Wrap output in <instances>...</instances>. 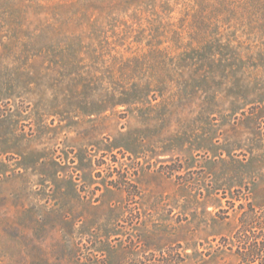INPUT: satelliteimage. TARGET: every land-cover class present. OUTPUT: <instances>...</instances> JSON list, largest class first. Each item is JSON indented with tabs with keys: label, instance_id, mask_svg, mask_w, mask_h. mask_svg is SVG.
I'll list each match as a JSON object with an SVG mask.
<instances>
[{
	"label": "rangeland",
	"instance_id": "rangeland-1",
	"mask_svg": "<svg viewBox=\"0 0 264 264\" xmlns=\"http://www.w3.org/2000/svg\"><path fill=\"white\" fill-rule=\"evenodd\" d=\"M249 208L264 0H0V264H238Z\"/></svg>",
	"mask_w": 264,
	"mask_h": 264
},
{
	"label": "trees",
	"instance_id": "trees-1",
	"mask_svg": "<svg viewBox=\"0 0 264 264\" xmlns=\"http://www.w3.org/2000/svg\"><path fill=\"white\" fill-rule=\"evenodd\" d=\"M195 3L202 0H190ZM264 215L259 221L258 212L249 208L244 210L239 219V226L232 236L235 241V253L238 264H264ZM257 228V231L255 230Z\"/></svg>",
	"mask_w": 264,
	"mask_h": 264
}]
</instances>
